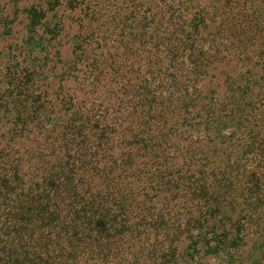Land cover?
I'll list each match as a JSON object with an SVG mask.
<instances>
[{"label":"trees","instance_id":"16d2710c","mask_svg":"<svg viewBox=\"0 0 264 264\" xmlns=\"http://www.w3.org/2000/svg\"><path fill=\"white\" fill-rule=\"evenodd\" d=\"M105 1L69 0L65 6L71 10L82 6L85 18L96 25L100 22L101 29L108 20L115 22V16L101 21ZM221 1L215 11H223L220 28L227 33L228 51L237 62L253 60L251 67L239 80L221 73L216 88L224 97L222 104H215L214 91L202 90L203 84L196 87L214 77L210 72L216 62H227L226 55L219 57L213 47L207 50L197 39L207 21L206 13L197 8L188 32L180 38L175 31L169 33L171 70L164 81L169 91L162 100L156 95L162 88L157 73L147 69L145 79L137 83V72L123 79L119 69L113 70L123 89L135 85L137 90L130 97L136 100L134 116L128 121L126 115L118 128L128 126L119 132L111 125L98 128L101 115L92 111L84 115L82 106L75 107L74 95L62 92L81 58V42L67 65L59 68L61 122L53 119L49 90L55 77L46 78L50 68H45L65 24L58 19L44 22L37 7L27 11L30 53L21 65L12 59L0 75V129L6 132L0 145V264H77L83 259L108 264L122 261L123 255H130L127 264H264V0ZM64 2L45 0V5L54 11ZM170 16V21L180 19ZM8 18L0 16L5 35L10 33ZM141 22L134 26L135 16L124 14L121 26L113 25L110 38L115 32L121 42L125 36L136 40L133 30ZM78 26L77 37L83 39L88 29ZM145 35L142 32L137 40ZM181 60L187 65V77L178 84L181 77L172 68ZM176 92L180 96L175 99ZM159 105L160 110L153 112ZM195 107L205 108L203 121ZM173 110L178 111L176 116L184 115L182 134L179 121L170 116ZM133 124L134 129H128ZM114 134L120 135L118 145L127 149L118 162L109 159ZM183 134L192 139L184 143L178 138ZM31 138L41 142L31 151L23 150L27 142H34ZM155 140L165 141V149L162 142L154 145ZM47 149L51 152H42ZM164 150L165 172L160 171L162 163L155 168L152 162L134 173L141 151L161 157ZM178 157L182 167L173 171ZM25 168L28 175L22 173ZM140 175L149 183L135 197ZM157 191L164 195L158 208L161 214L143 230L164 233L163 242L149 244L138 230ZM137 197L142 203H136ZM138 216L143 225L132 224Z\"/></svg>","mask_w":264,"mask_h":264},{"label":"rangeland","instance_id":"374dc122","mask_svg":"<svg viewBox=\"0 0 264 264\" xmlns=\"http://www.w3.org/2000/svg\"><path fill=\"white\" fill-rule=\"evenodd\" d=\"M69 0H65L63 5L56 8L54 11H49L45 5V0H0V16H8L7 24L10 27V33L5 35L3 29H0V75L2 69L7 67L12 59H16V61L21 65L23 64L26 57L30 53V49L26 43L27 33L25 31L26 25V15L27 11L31 9V7H37L45 15L44 22L52 23L55 20H62L65 24L64 29L62 31L61 37L55 49L51 50V54L48 56V66L45 68L49 69L47 77H55L51 80V86L49 92L51 93L50 105L54 111V117L57 119V124L61 122L59 111V101L63 94H60V89L57 86L58 82V74L61 72L59 68L63 65H67L66 62L72 58L73 49L76 44L81 42V50L78 53H81V58L79 62L76 64L75 68H72V75L67 79V82L64 83V89H62L63 93H72L75 99V107L81 108V112L84 115H89L92 111L93 113L101 115V125H98V128H101L103 125H111L116 127V129L121 131L123 127L128 126L123 124L121 128H118L122 125L123 122H126L125 117L127 115V120L130 121L134 114V110L132 106H134V102L136 100L130 98L133 95L137 94V90L135 89V85L122 88V84L120 81L115 80L113 76V70L119 69V77L128 78L134 72L138 73L137 83H140L143 79H145L146 70H150L151 72L157 73V83L162 84V88H160L157 92L158 101L162 100L165 97V92L169 91V87L165 86L164 81L166 73L169 69L167 66L169 63L167 61L168 48L166 45V41L169 37V33L171 31H175L176 36L180 38L185 32H188V23L192 19L193 11L197 8L203 10L206 13L207 21L206 26H203L200 33L197 35V39L201 40L207 50L210 48H214L219 54V57L222 55H226L227 62H216L215 66H213V71L210 72L212 77L209 81H205L203 83H199L196 85L198 89H200L201 85H204L202 90L206 92L214 91L215 104H222V100L224 97L221 95L219 89L216 88L217 83L222 80V72L225 74L228 73L231 78L240 79L242 74H245L246 71L251 67L253 60H251L250 64H244L236 61V56L232 54V52L228 51V36L224 30L220 28L221 21L223 19V11H215L216 8H220L221 0H124L122 1H114L107 0L105 1V6L102 7L100 12L101 21H105L107 19L106 16H115V22L111 23L108 20L105 24L101 25V29L99 28L100 22L96 25L95 22L87 20L84 16L83 7H79L78 9H70L65 6V3ZM234 2L237 1L234 0ZM233 5V3H232ZM119 8L120 11H116ZM46 11V12H45ZM110 12H112L110 14ZM124 14H129L135 16V24L137 21H142L139 27L133 30V33L136 36V40H128L125 36L122 38V42L119 40L118 35L114 32V36H111L110 33L112 31L113 25L118 24L121 26V19ZM180 15V19L176 21H170V15ZM98 17V15L96 16ZM84 19L85 21H83ZM88 29L87 36L83 39H79L77 37V28L78 25H83ZM105 32L106 35L102 33ZM144 32L146 35L142 39H138V35ZM109 35V36H108ZM108 36V37H107ZM116 38V40H114ZM218 45V46H217ZM126 47L130 50L128 53H123ZM236 63V64H234ZM227 65V66H226ZM235 65H238L236 68ZM53 67V68H52ZM139 67V69H138ZM187 65H183L182 60L180 64L172 68L174 73L181 78L177 79L178 84H183V78H186ZM258 74V73H257ZM176 76V77H178ZM1 82V77H0ZM186 83V81H185ZM178 86V85H177ZM179 87V86H178ZM165 88V89H163ZM180 88V87H179ZM139 90V89H138ZM180 96V93L176 92L175 99ZM161 108V105L157 106L153 112H158ZM193 111L201 116L203 121V115L205 108H193ZM130 112V113H129ZM152 113V112H151ZM175 110L171 113L170 116L173 117L174 121H179L178 124L181 125V129L179 130L180 134L186 129V123L181 121V116H176ZM116 118L118 121H116ZM199 120V118H198ZM197 120V121H198ZM142 121V120H140ZM205 124V122H204ZM203 128V127H202ZM128 129H134V124L131 125ZM165 133V130H164ZM178 134H176L177 136ZM0 145H3L6 137V132L4 129H0ZM187 134L181 135L180 138L184 143H187V139H192V137ZM112 139L110 141L109 147H111L112 151L109 154V159L112 161H117L120 153H124L127 149L123 146L122 148L118 145L120 142V135L114 134L111 136ZM49 138V137H48ZM30 141L24 145L23 150L31 151L33 150V145H37L41 142L39 139H29ZM162 142L163 148L165 149V141H153L154 145H160ZM120 147V148H119ZM43 148V147H40ZM129 148V147H126ZM135 149V148H134ZM134 153V150H129ZM44 153L51 152V150L47 149L42 151ZM41 153V152H40ZM140 158L135 159L134 163V173H139V170H143L144 165L156 168V164L159 165L162 163L163 167L160 168V171L165 172V150L164 154L159 157L157 153H148L145 152L142 155V151L140 152ZM172 154V152H171ZM177 155V154H176ZM182 157V153L179 155ZM178 157L172 164L173 171L180 170L182 167V160ZM149 158L152 160L150 161ZM50 164L53 163L52 159H50ZM99 164L102 163V160ZM133 170H129L128 173H131ZM23 174L28 175L29 170L27 168L23 169ZM162 174V173H161ZM27 177V176H26ZM27 179V178H26ZM137 182L136 188L134 190V196H139L143 193L145 188L148 186L149 181H145V177L140 175V178H136ZM142 180V181H141ZM156 179L152 178L153 187L155 188ZM152 184V183H151ZM149 184V185H151ZM28 184L26 183V186ZM26 186L24 188L26 189ZM159 195V191L154 192L151 196L148 205L145 207L146 209V217L144 218V225L141 221L142 217L138 216V219L132 220V224H140L142 229H139L138 232L146 235L149 244L160 243L163 242V234H159L156 232L155 234L147 230H143V228L148 227V224H151L161 212H159V206H161L162 198ZM136 203H142V199L139 197L136 198ZM141 209L139 206H137ZM3 218L0 219L2 223ZM1 229V225H0ZM2 232V229H1ZM125 246V245H124ZM161 249L165 250V243ZM129 256L123 255L122 261H113L108 264H127L129 262ZM85 261V262H83ZM77 264H107V263H95L92 260H81Z\"/></svg>","mask_w":264,"mask_h":264}]
</instances>
